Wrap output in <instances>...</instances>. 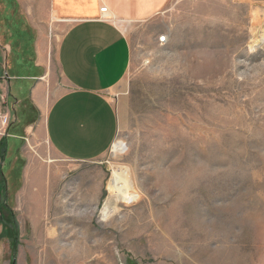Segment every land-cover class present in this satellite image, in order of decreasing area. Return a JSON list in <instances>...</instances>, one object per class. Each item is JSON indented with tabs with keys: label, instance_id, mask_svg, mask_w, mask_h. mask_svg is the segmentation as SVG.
Instances as JSON below:
<instances>
[{
	"label": "rangeland",
	"instance_id": "1",
	"mask_svg": "<svg viewBox=\"0 0 264 264\" xmlns=\"http://www.w3.org/2000/svg\"><path fill=\"white\" fill-rule=\"evenodd\" d=\"M117 24L132 63L107 91L118 131L103 155L61 157L43 118L15 107L0 264H264V0H168L145 22ZM63 27L44 30L42 113L67 87ZM118 172L128 196L109 190Z\"/></svg>",
	"mask_w": 264,
	"mask_h": 264
},
{
	"label": "crops",
	"instance_id": "2",
	"mask_svg": "<svg viewBox=\"0 0 264 264\" xmlns=\"http://www.w3.org/2000/svg\"><path fill=\"white\" fill-rule=\"evenodd\" d=\"M167 1L0 0V69L8 76L2 91L8 93L12 120L17 118L15 107L22 116L30 111L34 124L43 118L50 146L65 159L90 161L103 155L118 131L117 112L107 91L120 85L132 63L130 37L117 23L145 22ZM101 6L107 8V18L101 17ZM51 21L64 26L55 58L67 87L42 113V80L47 73L43 40ZM11 79L18 81L19 98L12 96ZM2 147L0 169L8 153L7 140L3 153ZM0 174L9 198V176L2 170Z\"/></svg>",
	"mask_w": 264,
	"mask_h": 264
},
{
	"label": "built area",
	"instance_id": "3",
	"mask_svg": "<svg viewBox=\"0 0 264 264\" xmlns=\"http://www.w3.org/2000/svg\"><path fill=\"white\" fill-rule=\"evenodd\" d=\"M100 13L102 18H107V8L105 6L100 7ZM165 36H159L158 42L164 43ZM8 80V76L4 73L0 76V140L7 139L10 137L9 124L11 122V113L9 108L6 106L8 93L7 91H2L4 83Z\"/></svg>",
	"mask_w": 264,
	"mask_h": 264
},
{
	"label": "bare ground",
	"instance_id": "4",
	"mask_svg": "<svg viewBox=\"0 0 264 264\" xmlns=\"http://www.w3.org/2000/svg\"><path fill=\"white\" fill-rule=\"evenodd\" d=\"M119 145V143H114V148H116ZM124 172H118L115 173L113 176L112 181L109 186V190L113 194H120L123 193L125 195H130L129 193L130 190H133V186L130 182H128L123 174ZM125 185L126 188H122V186ZM126 198V197H125Z\"/></svg>",
	"mask_w": 264,
	"mask_h": 264
},
{
	"label": "trees",
	"instance_id": "5",
	"mask_svg": "<svg viewBox=\"0 0 264 264\" xmlns=\"http://www.w3.org/2000/svg\"><path fill=\"white\" fill-rule=\"evenodd\" d=\"M6 140H7L6 138L0 140V145L3 146V147H2V153L4 152V145L6 144Z\"/></svg>",
	"mask_w": 264,
	"mask_h": 264
}]
</instances>
